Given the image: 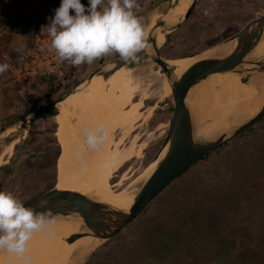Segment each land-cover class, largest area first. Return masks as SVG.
I'll use <instances>...</instances> for the list:
<instances>
[{
	"label": "rangeland",
	"instance_id": "1",
	"mask_svg": "<svg viewBox=\"0 0 264 264\" xmlns=\"http://www.w3.org/2000/svg\"><path fill=\"white\" fill-rule=\"evenodd\" d=\"M176 1L137 0L139 7L134 12L143 30ZM50 8L45 0H0V32L5 37L1 44L13 49L26 47L27 40L22 36L25 29L16 26L17 20L22 14L41 19ZM261 16L264 0H200L188 21L166 39L160 52L167 59H177L182 53L191 56L212 50L214 47H210ZM118 57L112 54L91 65L77 66L53 101ZM131 69L147 97L141 101V126L131 127L120 148L132 146L140 151V157L123 164L110 179L115 192L135 181L157 154L173 109L170 96L160 91L157 80L162 71L154 63L144 61ZM28 92L36 94V90ZM138 98L136 94L135 100ZM11 102L7 99L2 106L6 112L0 110V122L20 113ZM27 121L14 122L0 132V152L6 143L16 141L10 157L0 166L9 168L0 169V191L11 192L21 202L55 185V164L57 167L60 159L55 140L58 117L43 116L31 126ZM253 132L234 138L175 180L134 221L101 245L86 264H264V157L248 153L257 147L256 133L260 130ZM197 133L203 135L206 130L198 127ZM113 137L118 141L122 136L116 131ZM101 148L102 144L94 152Z\"/></svg>",
	"mask_w": 264,
	"mask_h": 264
},
{
	"label": "bare ground",
	"instance_id": "2",
	"mask_svg": "<svg viewBox=\"0 0 264 264\" xmlns=\"http://www.w3.org/2000/svg\"><path fill=\"white\" fill-rule=\"evenodd\" d=\"M189 3L190 0H179L165 14L164 20L170 25L176 24L185 14ZM155 20L153 19L143 30L145 40ZM164 40V34L158 32L157 46H161ZM225 48L206 50L199 57L196 55L181 57L168 61L167 64L173 69V77L177 79L198 58L218 51L222 55L233 47ZM262 57L264 34L251 54V58ZM104 71L108 72L106 77L95 75L90 80L81 82L72 94L56 104L58 116L56 140L60 146V159L56 169L57 172L61 171V174L57 173L55 186L60 190L82 193L97 202L127 211L143 182L153 172L157 161L150 162L135 181L124 189L121 188L114 196L110 179L116 177L123 164L140 157V151L136 152L134 147L124 149L120 147L122 140L129 137L131 127L141 126L139 111L143 106L141 101L146 99L147 94L131 68H115L109 65ZM159 76L157 83L160 84L161 93L164 96H171L167 78L162 74ZM243 79V76L237 73H216L190 89L188 102L197 129L199 127L206 130L203 135L198 134L196 130L198 139L214 136L259 111L264 92V74L255 73L246 82H243ZM136 94H139V98L135 100ZM100 124L104 126L107 138L102 143L100 151L97 149L94 152L95 149L86 146L83 130L93 129ZM116 131L122 136L118 141L113 137ZM15 142L12 140L1 149L0 166L10 157ZM125 173L127 171L121 174ZM80 232L82 224L79 219L69 217L58 220L50 230H41L33 234L27 243L24 256L30 259V264H74L94 246L93 239L88 237L73 243L68 242L71 235ZM0 264H24V261L16 253L4 249L0 254Z\"/></svg>",
	"mask_w": 264,
	"mask_h": 264
},
{
	"label": "water",
	"instance_id": "3",
	"mask_svg": "<svg viewBox=\"0 0 264 264\" xmlns=\"http://www.w3.org/2000/svg\"><path fill=\"white\" fill-rule=\"evenodd\" d=\"M199 1L190 0L185 14L176 24L170 25L164 20V16L179 0L173 3L149 30L147 39L145 40L146 47L137 54L138 59L136 62H124L118 57L105 66L98 68L82 81L83 83L90 80L95 75L106 77L108 72H105L104 69L109 65L115 68H132L144 61H151L162 71V75L169 82L173 109L167 124L166 135L160 149L152 159V161H157L156 166L150 176L143 182L130 208L124 211L109 204L92 200L76 191L60 190L55 185L42 194L22 202L25 206L37 207L38 211H42L43 209L38 208L39 202L42 199H47L49 201L48 207L55 214L56 221L69 217L77 218L81 221L82 232L71 235L68 242L73 243L78 239L88 237L93 239L94 246L88 254L82 256L74 264H86L88 258L101 245L111 240L125 226L134 221L147 205L170 184L187 173L205 157L220 149L257 123L264 121L263 92L261 107L253 116L246 117L242 121L232 124L229 128L209 138L198 139L196 137L197 125L188 102L189 91L194 85L216 73H237L243 76V82H246L255 73L264 74V57L251 58L253 50L261 41L264 34V16H261L248 22L242 29L227 39L210 47L220 48L221 50L224 47L228 48L232 46L233 48L228 53L225 52L221 55L218 51L206 57L198 58L179 78L175 79L173 77L174 71L169 68L167 62L175 59H167L161 54L160 48L163 44L157 46V33L162 32L164 34L165 42L171 34L175 33L177 29L188 21ZM195 55L199 57L202 55V52ZM185 57L187 56L183 58ZM79 84L64 96L46 104L27 116L25 119L28 120V125L31 126L41 117L56 110V104L72 94ZM2 252L3 250H0V254Z\"/></svg>",
	"mask_w": 264,
	"mask_h": 264
},
{
	"label": "clouds",
	"instance_id": "4",
	"mask_svg": "<svg viewBox=\"0 0 264 264\" xmlns=\"http://www.w3.org/2000/svg\"><path fill=\"white\" fill-rule=\"evenodd\" d=\"M138 7L137 0H107L106 4L105 0H88L87 5L81 0H61L48 24L41 27V33L50 38L47 50L73 66L91 65L112 54L124 62H136L137 54L146 47L141 21L134 12ZM8 68L7 63H0V74ZM83 134L86 146L92 149L107 138L102 124L85 128ZM48 204L42 199L38 208L43 210L38 211L11 192L0 191V250L16 253L24 264H30L24 256L28 241L35 232L50 230L56 223Z\"/></svg>",
	"mask_w": 264,
	"mask_h": 264
},
{
	"label": "trees",
	"instance_id": "5",
	"mask_svg": "<svg viewBox=\"0 0 264 264\" xmlns=\"http://www.w3.org/2000/svg\"><path fill=\"white\" fill-rule=\"evenodd\" d=\"M45 1L51 5V8L47 9L45 11L44 16L41 19H37L35 16H33L31 14L30 15L22 14L20 16V19L17 20V22H16L17 23L16 26H20V27L23 26L24 27L25 31L22 32V36L26 38V40H27L26 44H28V45L32 42L36 31L40 30L42 26L48 24L49 18L54 15V9L59 7V5L61 3V0H45ZM27 2H29V0H27ZM81 2L85 5L88 4V0H81ZM6 23L9 24L8 22H6ZM16 31H17V33H19L20 30L17 29ZM4 38L5 37L3 35L2 39H4ZM6 38H7V36H6ZM18 49H22V48L13 49V48L5 47V51H4V49L2 50V52L0 51V63H7V64L8 63H16L17 59L19 58V56L23 52V49H22V51H18ZM2 53L7 55V57L9 58V62H6L5 60H3V58L1 57ZM182 56L183 57L188 56V53H182V55L180 57H182ZM76 70H77V66H73L67 62L65 65L64 74L62 77H60V78L42 77V78L38 79L37 82L30 87V91L36 90L35 95L31 94L30 92L20 93L19 91H20L21 83L11 82L9 70H7L3 74H0V86H3L6 83L11 82V84L4 87L0 91V93L4 94L5 96H7V94L10 93L11 94L10 95V97H11L10 101H12L11 103H13L14 105L16 104L18 106V108L20 109V113H18L16 116H13V117L10 116L8 118L6 117L5 118L6 121L4 120V121L0 122V132L4 131L6 128H8L14 122H19L20 120H23L27 116L31 115L33 112H35L37 109L40 108L38 106H40L41 103H42V107H43V106H45L46 101H47L46 104L52 102L53 96L55 97L56 94L61 91L62 83L71 80L74 73L76 72ZM55 114H56V110L48 113L45 116H47V117L53 116L54 117ZM56 127H57V125H56ZM257 128L260 130V132L256 133V134H259V138L256 141L257 147L253 150V152L248 151V153H251V155H254L255 158H259V157L263 158L264 157V122L257 123L253 127L246 130L244 133L240 134L237 138H240V137H243V136L249 135V134L252 135L254 133L253 132L254 129H257ZM256 134H254V135H256ZM55 140H56V137H55ZM10 142H8V143H10ZM56 143H57V140H56ZM57 146H58V150H57V152H58L57 158H58L59 154H60V146L58 143H57ZM225 146H227V144L224 145L223 147H225ZM223 147H221L220 149L216 150L213 153H217ZM209 156L205 157L200 162L205 161ZM56 163H57V159H56ZM197 164H195L192 168H194ZM0 169L7 170L9 168H8V165H6V166L1 167ZM56 175H57V170H56V164H55V178H56Z\"/></svg>",
	"mask_w": 264,
	"mask_h": 264
},
{
	"label": "built area",
	"instance_id": "6",
	"mask_svg": "<svg viewBox=\"0 0 264 264\" xmlns=\"http://www.w3.org/2000/svg\"><path fill=\"white\" fill-rule=\"evenodd\" d=\"M2 37L3 34L0 32V46ZM49 43L47 33H41V29L37 30L32 42L26 44L17 62L8 63L11 82L21 83L20 93L30 91V87L42 77L63 76L67 61L60 62L54 52H49L47 50Z\"/></svg>",
	"mask_w": 264,
	"mask_h": 264
},
{
	"label": "crops",
	"instance_id": "7",
	"mask_svg": "<svg viewBox=\"0 0 264 264\" xmlns=\"http://www.w3.org/2000/svg\"><path fill=\"white\" fill-rule=\"evenodd\" d=\"M1 42H3L2 41V39H1ZM26 46V45H25ZM5 47V44H1V46H0V51L2 52V48H4ZM25 47H23L22 49H24ZM2 58H3V60H5L6 62H9V58L7 57V55L6 54H3L2 53V56H1ZM2 61V60H1ZM9 79V78H8ZM9 84H11V82H9V83H6L5 85H3V86H0V91L4 88V87H6V86H8ZM7 99H10L8 96H5L4 94H2V93H0V110L2 111V112H6V111H4V109L2 108V106L4 107V105L6 104V100Z\"/></svg>",
	"mask_w": 264,
	"mask_h": 264
},
{
	"label": "flooded vegetation",
	"instance_id": "8",
	"mask_svg": "<svg viewBox=\"0 0 264 264\" xmlns=\"http://www.w3.org/2000/svg\"><path fill=\"white\" fill-rule=\"evenodd\" d=\"M53 102V101H52ZM51 103V102H50ZM49 104V103H48ZM55 116H57V114L55 115ZM58 117V116H57ZM55 184H56V182H55ZM111 190H112V193H113V196L117 193V192H115V189H113V185L111 186ZM114 198V197H113Z\"/></svg>",
	"mask_w": 264,
	"mask_h": 264
}]
</instances>
